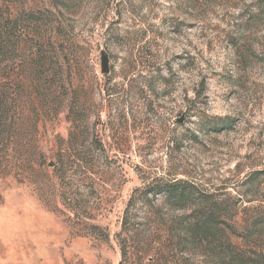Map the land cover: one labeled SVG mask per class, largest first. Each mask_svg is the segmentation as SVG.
Segmentation results:
<instances>
[{
	"label": "rangeland",
	"instance_id": "1",
	"mask_svg": "<svg viewBox=\"0 0 264 264\" xmlns=\"http://www.w3.org/2000/svg\"><path fill=\"white\" fill-rule=\"evenodd\" d=\"M0 264H264V0H0Z\"/></svg>",
	"mask_w": 264,
	"mask_h": 264
},
{
	"label": "trees",
	"instance_id": "2",
	"mask_svg": "<svg viewBox=\"0 0 264 264\" xmlns=\"http://www.w3.org/2000/svg\"><path fill=\"white\" fill-rule=\"evenodd\" d=\"M201 87H204V84H201ZM202 89H204V88H201L200 90H202ZM63 157H64V155H62L61 152L57 153V155H56L57 160L55 162L53 161V163H52L53 164L52 165L53 171L50 174V177H48V179H47V181L49 183V189L51 188L53 193L55 191H57V189L55 188V183H54L55 181L54 180H57L59 178H62L64 180L67 177L66 173H65ZM56 175H59L58 178H56ZM50 182H53V185ZM161 191L167 192V194L170 197H173L180 202H187L189 199L191 200L196 193L195 188L187 182H177V183L165 185V186H163ZM201 229L203 230L202 236L204 237V238L202 237V239L209 240V238L212 237L211 235L213 233L210 221L209 220L203 221ZM123 254H124V252H123Z\"/></svg>",
	"mask_w": 264,
	"mask_h": 264
}]
</instances>
